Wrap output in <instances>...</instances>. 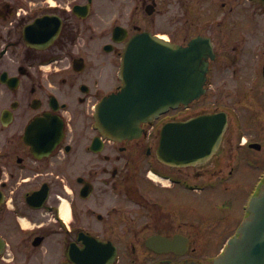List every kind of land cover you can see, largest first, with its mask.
Instances as JSON below:
<instances>
[{
	"label": "flooded vegetation",
	"instance_id": "obj_1",
	"mask_svg": "<svg viewBox=\"0 0 264 264\" xmlns=\"http://www.w3.org/2000/svg\"><path fill=\"white\" fill-rule=\"evenodd\" d=\"M242 1L254 27L264 21V0ZM175 4L0 0V264H210L220 254L229 184L264 157V31L206 35L215 55L188 107L125 136L95 117L120 90L136 36L186 46L201 35L180 37ZM199 115L226 118L216 153L162 161L163 126Z\"/></svg>",
	"mask_w": 264,
	"mask_h": 264
},
{
	"label": "water",
	"instance_id": "obj_2",
	"mask_svg": "<svg viewBox=\"0 0 264 264\" xmlns=\"http://www.w3.org/2000/svg\"><path fill=\"white\" fill-rule=\"evenodd\" d=\"M209 56L214 57L213 46L206 37H197L186 47L150 35L136 37L123 57V86L97 106L99 127L106 133L125 136L170 108L188 106L205 93ZM218 118L201 115L166 124L160 159L178 163L210 156L227 124L224 118L218 123ZM211 264H264V184L251 200L249 215L237 235Z\"/></svg>",
	"mask_w": 264,
	"mask_h": 264
},
{
	"label": "rangeland",
	"instance_id": "obj_3",
	"mask_svg": "<svg viewBox=\"0 0 264 264\" xmlns=\"http://www.w3.org/2000/svg\"><path fill=\"white\" fill-rule=\"evenodd\" d=\"M175 2L176 14L180 17L178 29L181 38L196 34L211 36L214 33L217 35L218 32L225 31L255 30L256 27L261 32V37L263 35L264 21L258 23L256 19L254 27V23L250 21L254 18L244 16L246 13L252 14V7L249 3L244 4L242 0H175ZM231 8H233L232 11ZM226 15L229 18H225ZM237 16L243 19H238ZM249 39L251 43L247 46L256 44L255 39ZM246 74L248 75L246 70L238 72L240 76L244 75L246 77ZM254 74L255 70H251V77ZM263 162L264 157L255 166H241L237 177L229 184L230 191L227 196L228 221L224 228L228 235L232 234L236 225L245 215L244 208L250 202L260 176L264 174ZM219 199H221V196H215L214 202Z\"/></svg>",
	"mask_w": 264,
	"mask_h": 264
}]
</instances>
